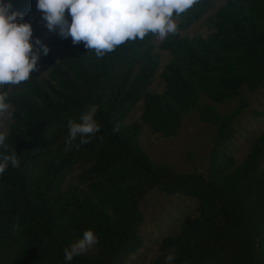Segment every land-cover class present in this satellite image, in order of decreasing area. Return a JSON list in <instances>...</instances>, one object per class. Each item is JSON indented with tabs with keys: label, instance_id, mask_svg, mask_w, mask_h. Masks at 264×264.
Returning <instances> with one entry per match:
<instances>
[{
	"label": "trees",
	"instance_id": "1",
	"mask_svg": "<svg viewBox=\"0 0 264 264\" xmlns=\"http://www.w3.org/2000/svg\"><path fill=\"white\" fill-rule=\"evenodd\" d=\"M217 2L199 0L158 45L168 55L161 92L149 87L161 64L151 33L97 58L53 32L61 55H41L44 67L28 81L0 88L12 105L0 156L14 148L21 161L0 175V264H123L142 246L139 202L154 190L196 200V214L147 264H165L173 248L172 264H264V131L241 161L228 150L247 107L242 89L264 85V0H226L207 18V38L180 33ZM4 3L24 17L36 0ZM139 101L140 121L154 135L175 136L192 112L213 126L206 173L151 160L139 144L141 127L127 123ZM229 102L237 105L225 115L214 106ZM89 104L98 106L100 131L66 151L67 122H79ZM87 229L99 238L95 250L66 262L64 248Z\"/></svg>",
	"mask_w": 264,
	"mask_h": 264
},
{
	"label": "clouds",
	"instance_id": "2",
	"mask_svg": "<svg viewBox=\"0 0 264 264\" xmlns=\"http://www.w3.org/2000/svg\"><path fill=\"white\" fill-rule=\"evenodd\" d=\"M199 0H36V9L42 13L44 26L56 32L61 39L71 37L73 45L80 43L94 50L97 58L110 53L126 41L143 40L149 33L159 40H165L177 31L176 19L197 4ZM70 17V21L68 19ZM49 48L39 39L33 41L30 23L23 22V16L12 11L10 3L0 0V87L19 85L28 81L38 71L41 55L47 56ZM7 92L0 93V118L11 119L12 105L7 101ZM98 106L89 104L76 120L67 122L68 139L66 151L73 146L88 144L100 131L95 117ZM118 131V128L114 129ZM80 138L79 144L74 142ZM103 139V137H100ZM6 134L0 132V149L8 151ZM9 164L19 167L21 161L14 148L10 155L0 156V175ZM18 219V218H17ZM14 230L18 225H14ZM99 243L92 229L83 232L82 238L64 248V260L85 254ZM176 259L175 249H170L165 264Z\"/></svg>",
	"mask_w": 264,
	"mask_h": 264
},
{
	"label": "rangeland",
	"instance_id": "3",
	"mask_svg": "<svg viewBox=\"0 0 264 264\" xmlns=\"http://www.w3.org/2000/svg\"><path fill=\"white\" fill-rule=\"evenodd\" d=\"M218 0L215 8L206 13L201 19L187 30L180 31L182 35L193 37L200 35L207 38L213 29L207 23V18L225 2ZM42 13L37 11L36 3L33 8L23 17V22L30 23L33 31V41L39 39L49 48V51L60 56L62 48L50 44L53 41V32L47 30L41 19ZM70 21V17H68ZM161 40L154 39L155 51L161 54V64L150 82L152 91L161 92L163 83L159 77L163 65L167 62L168 55L160 52L158 45ZM44 65L38 61V68ZM1 88V87H0ZM242 96L247 101V107L237 117L234 128L235 134L229 145V153L237 161H241L247 154L252 140L264 131V85L254 92L242 89ZM207 104H212L206 101ZM237 102H229L225 105H215L220 114L231 112ZM142 101H139L127 123H137L141 127L139 144L157 164L168 165L176 172L198 171L206 173L209 165L210 150L213 146V126L202 123L196 112H192L182 119V124L175 136L165 138L152 134L140 121ZM11 111V109L9 110ZM10 119L7 116L0 118V132L6 134ZM143 221L139 227V235L142 238V246L132 254L123 264H147L158 254L160 241L171 234L178 232L180 223L187 215L196 214V200L180 195H167L159 191H150L140 202ZM93 247L86 253L93 252Z\"/></svg>",
	"mask_w": 264,
	"mask_h": 264
}]
</instances>
